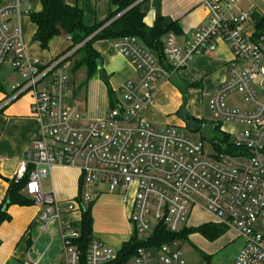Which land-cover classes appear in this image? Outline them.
<instances>
[{"label": "built area", "instance_id": "2783aa9c", "mask_svg": "<svg viewBox=\"0 0 264 264\" xmlns=\"http://www.w3.org/2000/svg\"><path fill=\"white\" fill-rule=\"evenodd\" d=\"M236 3L203 0L207 17L189 39L180 44L174 33L163 39L164 60L173 71L194 55L214 51L218 41L231 49L226 78L211 92L208 108L220 123L245 126L229 135L232 144L248 154L232 155L211 143L207 153L203 140L192 137L188 129L157 128L140 119V108L153 102L156 82L169 80L173 71L135 37L113 41L134 67L135 77L121 84L119 102L102 119L85 120L78 105L69 101L66 59L74 49L48 62L27 56L20 26L8 24L13 14L21 13V2L0 1V71L10 64L19 74L21 81L13 84L10 99L30 91V111L38 120L14 178L27 176L23 190L42 206L41 220H58L67 264H107L116 259L114 249L91 240L81 261L74 242L79 230L67 214L80 210L79 197L83 203L91 201L88 184L105 185L108 192L120 195L129 207L131 230L139 237H148L158 226L180 232L196 208L243 238L233 264H264V28L258 35L247 29L254 26V10L237 12ZM22 11L29 15L28 4ZM232 94H239L248 107L230 104ZM53 165L79 169V196L61 202L41 190L40 180ZM179 246L173 241L156 249L139 247L128 264H187Z\"/></svg>", "mask_w": 264, "mask_h": 264}, {"label": "crops", "instance_id": "0c3cea01", "mask_svg": "<svg viewBox=\"0 0 264 264\" xmlns=\"http://www.w3.org/2000/svg\"><path fill=\"white\" fill-rule=\"evenodd\" d=\"M64 1L70 5H77L83 10L85 23L89 26L105 20L111 8L113 9L110 0ZM20 2L22 7L28 4L31 11L37 12L42 8L39 0H20ZM135 3L139 4L143 12V21L149 27L157 20H160L165 28L176 23V30H169L168 33L176 34L180 44L189 39L207 17V9L203 0H136ZM249 9H253L254 14L264 15V0H237V12L248 11ZM8 24L13 28L20 26L25 54L43 62L52 60L71 44V40L66 35L59 34L50 39L47 49H42L39 43L33 40L36 30L35 24L30 20L29 15L23 13L22 10L19 15L13 14L9 18ZM246 27L249 30L255 29V26L251 24ZM93 48L99 54V69L106 77L107 83L97 71L79 88V84L86 78V70H80L69 97L70 102L78 105L85 120L102 119L111 105L108 88L112 90L113 99L117 103L121 98V84L135 77L134 67L126 56L118 52L113 41L96 40L93 42ZM231 58L232 53L229 46L218 41L214 51L194 55L185 65L176 70L180 79L195 83V66H197L196 76L201 77L200 88L207 96V113L205 118L192 115L211 121L210 131H214L213 126L215 124H219L220 130L228 134L245 126L216 121L208 108V100L213 89L226 78V66ZM69 63L71 64L70 61ZM18 75L10 64H5L0 71V84L2 85V90H0V202L6 195L9 180L15 177L19 160L25 156L30 148L38 127V120L30 111L31 92L27 91L14 99H10L13 94V84L19 81ZM157 84L158 87L172 88L177 98L182 96L171 79L158 80ZM157 90L158 88L155 90L154 97ZM188 91L189 96H191L190 94L195 95V86L189 88ZM228 102L240 108L248 107L243 101L241 102L239 94L230 95ZM153 105L154 99L153 102L144 104L139 110V117L155 127L153 116L148 114L149 108ZM181 122L185 121L181 120ZM223 124H227L228 128L224 127ZM181 128L187 129L186 124L183 123ZM189 134L194 135L190 131ZM214 136L215 134L212 132L209 133L211 139ZM80 185V171L73 166L53 165L49 174L40 180L41 190L53 194L61 202L79 196ZM85 189L91 194L92 200L91 239L103 242L117 251L132 234L129 207L124 204L120 195L108 192L105 185L88 184ZM41 208V205L35 203L30 205L12 204L8 207L7 212L11 218L0 224V264H67L61 238V226L56 219L41 220L39 218ZM99 209L102 218L107 221L106 225H108L109 230L100 229L96 226L98 225L96 212ZM195 209L189 216L187 227L193 225L190 223V219L193 216L195 218ZM196 210L199 211V214H203L200 216V222L195 223V225L203 221L213 220L209 212ZM80 219V210L67 214V220L70 222L78 223ZM195 235L197 233H190L186 239L191 241ZM198 236L202 237L201 235Z\"/></svg>", "mask_w": 264, "mask_h": 264}, {"label": "trees", "instance_id": "16d2710c", "mask_svg": "<svg viewBox=\"0 0 264 264\" xmlns=\"http://www.w3.org/2000/svg\"><path fill=\"white\" fill-rule=\"evenodd\" d=\"M39 1L42 6L41 10L29 12V18L36 26L33 40L38 42L42 49H47L49 41L53 36L59 34H64L67 37L70 36V46L56 56V58L74 49L72 54L66 59L71 62L70 68L74 70L75 65L80 62L81 66L86 69V78L79 84V88L97 71H99L100 76L107 83L106 77L101 73V69L97 67V61H100V57L93 48V42L99 39L114 41L124 36L135 37L157 56L158 61L164 67L171 72L173 71L164 60L163 38L169 30H176V23L165 28L162 26L160 20H157L152 26H147L143 21V12L139 4L135 3L136 0H110L113 9L111 8L105 20L90 26L85 23L83 10L77 5L67 4L64 0ZM253 22L255 33L258 35L264 28V15L253 14ZM170 79L173 85L181 92L183 99H187L189 88L198 86L196 82L189 83L180 79L176 71L172 72ZM0 90H2L1 84ZM108 90L111 96L110 108H112L116 102L113 99L112 90L110 88ZM181 116L190 132L200 130L201 120L194 118L182 110ZM213 129L216 135L210 139V143L215 149L232 155L248 154V151H244L232 144L230 135L220 130L219 124H215ZM26 180L27 176L19 180H15V178L9 180L6 195L2 202H0V224L3 221L10 220L11 217L7 212L10 205H30L34 203V200L23 190ZM82 189L83 187L80 185L79 195L82 193ZM78 201H80L81 219L78 223H73L79 230V236L74 242L80 251L81 261L84 262L86 250L92 240V200L83 203L79 197ZM227 230L228 228L224 225L207 222L198 224L195 227H184L178 233H170L163 226H158L145 238L139 237L136 232H132L129 239L123 242L121 247L116 251V259L107 264L130 263L139 247L156 249L162 244L182 241L190 233H198L207 240H213L224 234Z\"/></svg>", "mask_w": 264, "mask_h": 264}, {"label": "rangeland", "instance_id": "374dc122", "mask_svg": "<svg viewBox=\"0 0 264 264\" xmlns=\"http://www.w3.org/2000/svg\"><path fill=\"white\" fill-rule=\"evenodd\" d=\"M21 9L23 10L24 7ZM76 70H72L70 67L67 69V88L69 94H71L73 90L80 70L86 69L81 66ZM196 73L197 66H195V82L198 83V86H195V95L190 94L191 96H189V91H187L188 97L186 102H184L182 96L177 98L172 88L166 86L158 87V84L156 85L158 90L154 97V105L149 108L148 111V114L153 116V123L155 127L163 129H170L173 127L182 129L181 125L185 123L181 122V120H183L181 116L182 109L190 115L195 114L204 118L206 117L207 96L200 88L202 80H200L201 77L196 76ZM18 78L19 81H21V77L19 75ZM193 117L201 120L200 129L202 130L193 132L195 136H191L195 138L203 136L201 139L204 142L206 152L210 153L211 137H209V133L212 132V134L216 135L215 131H210L211 121L200 117ZM223 126L228 128L227 124H223ZM202 214L203 213L199 214V211L195 209V218L193 216L190 219V223L193 224L192 227L196 226L195 223L200 222L199 220ZM96 215V219H98V225H96L97 228H105L109 230L107 227L108 225H106L107 221L101 216L100 209L96 212ZM207 222L212 221H203L200 224ZM198 235L200 234L197 233V235L193 236L194 239L191 241L185 238L182 241L179 240L181 245L180 251L187 264H233V259L243 244V238L238 237L232 229H228L224 234L213 240L203 239ZM152 253L155 255V250H152Z\"/></svg>", "mask_w": 264, "mask_h": 264}, {"label": "water", "instance_id": "95a60500", "mask_svg": "<svg viewBox=\"0 0 264 264\" xmlns=\"http://www.w3.org/2000/svg\"><path fill=\"white\" fill-rule=\"evenodd\" d=\"M80 66H81V63L79 62L78 64L75 65L74 70L79 68ZM97 67L98 68L100 67L99 61H97ZM183 100H184V102H186V99H183ZM182 111H184V110L182 109ZM6 181H8V180L6 179Z\"/></svg>", "mask_w": 264, "mask_h": 264}]
</instances>
